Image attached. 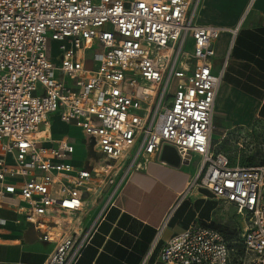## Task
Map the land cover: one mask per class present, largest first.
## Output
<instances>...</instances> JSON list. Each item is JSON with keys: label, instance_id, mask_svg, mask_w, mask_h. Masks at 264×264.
Segmentation results:
<instances>
[{"label": "built area", "instance_id": "built-area-1", "mask_svg": "<svg viewBox=\"0 0 264 264\" xmlns=\"http://www.w3.org/2000/svg\"><path fill=\"white\" fill-rule=\"evenodd\" d=\"M202 1L0 0V210L54 245L44 264H77L128 174L164 144L199 158L193 184L235 206L245 226L243 256L221 230L193 222L159 260L264 264V164H233L212 138L224 75L213 70L215 42L237 30L199 24ZM55 113L87 137L83 163L73 162L75 139L53 137Z\"/></svg>", "mask_w": 264, "mask_h": 264}, {"label": "crops", "instance_id": "crops-1", "mask_svg": "<svg viewBox=\"0 0 264 264\" xmlns=\"http://www.w3.org/2000/svg\"><path fill=\"white\" fill-rule=\"evenodd\" d=\"M197 22L237 30L235 35L223 32L215 42L213 70H224V75L212 138L222 140L233 131L240 137L250 126L264 125V0H203ZM159 155L128 174L77 264H165L159 252L171 237L193 222L217 223L214 213L224 202L193 184L199 158L175 166ZM88 203L84 228L97 216L102 198ZM17 217L0 210L5 220L0 224V264H44L54 245L40 241L30 226L17 224Z\"/></svg>", "mask_w": 264, "mask_h": 264}, {"label": "rangeland", "instance_id": "rangeland-1", "mask_svg": "<svg viewBox=\"0 0 264 264\" xmlns=\"http://www.w3.org/2000/svg\"><path fill=\"white\" fill-rule=\"evenodd\" d=\"M96 49V47H95ZM60 54L59 44H53V54ZM223 62V61H222ZM49 121L52 124V135L54 138L63 135L75 139L78 143V149L74 153L75 160L83 163L87 157V137L82 129L75 125L68 127L60 121L59 113L51 114ZM239 137L233 131L224 139L213 136L216 151L225 153L233 164L250 166L264 164V125L259 124L258 128L249 127L245 131L242 145L238 144ZM214 217L218 219L212 227L221 230L232 243L236 245L239 254L243 256L240 239L242 237L245 220L242 215L237 214L235 206L222 203L215 210Z\"/></svg>", "mask_w": 264, "mask_h": 264}, {"label": "water", "instance_id": "water-1", "mask_svg": "<svg viewBox=\"0 0 264 264\" xmlns=\"http://www.w3.org/2000/svg\"><path fill=\"white\" fill-rule=\"evenodd\" d=\"M89 150L92 151V147H89ZM159 157L160 160H163L175 166L180 165L182 160L178 150L174 146L169 144L163 145ZM185 162H187V160H185Z\"/></svg>", "mask_w": 264, "mask_h": 264}, {"label": "trees", "instance_id": "trees-1", "mask_svg": "<svg viewBox=\"0 0 264 264\" xmlns=\"http://www.w3.org/2000/svg\"><path fill=\"white\" fill-rule=\"evenodd\" d=\"M211 227H212V225H211ZM227 238V237H226ZM228 239V238H227Z\"/></svg>", "mask_w": 264, "mask_h": 264}]
</instances>
